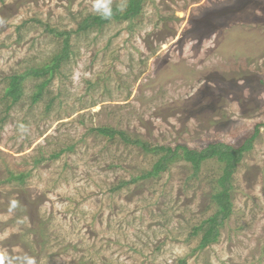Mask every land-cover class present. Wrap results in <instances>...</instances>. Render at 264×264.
<instances>
[{"label": "rangeland", "instance_id": "374dc122", "mask_svg": "<svg viewBox=\"0 0 264 264\" xmlns=\"http://www.w3.org/2000/svg\"><path fill=\"white\" fill-rule=\"evenodd\" d=\"M127 1L0 0V264H264V0H143L79 29ZM65 39L12 101L9 76ZM256 125L202 246L224 162L178 155L142 175L166 147H238Z\"/></svg>", "mask_w": 264, "mask_h": 264}, {"label": "trees", "instance_id": "16d2710c", "mask_svg": "<svg viewBox=\"0 0 264 264\" xmlns=\"http://www.w3.org/2000/svg\"><path fill=\"white\" fill-rule=\"evenodd\" d=\"M143 0H128L127 5L123 12L119 11L117 7L112 6L111 8L107 9L104 13L101 14H89L87 15L83 21L79 25V29L84 30L90 26L97 25L100 26L105 23L109 17L114 18H130L134 15L138 14L141 10V4ZM106 12H110V14H106ZM68 51V39L64 40V49L62 53H58L54 56L53 60L49 64H44L39 68L31 67L20 74H14L9 76L8 86L6 87V95L10 96L12 101H15L21 95V82L23 78L27 75H46L47 73L52 75V73L60 66L61 61L64 57L67 56ZM47 77L39 86V89L34 93L33 100H37L39 95L41 94L42 88L46 85L47 81L49 80ZM264 125V123H263ZM259 125H256L254 128L253 134L247 138L243 144L238 147L233 146L232 144L225 143V142H211L208 143L201 149L195 148H188L184 144H178L174 149L170 147L165 148V153L159 157V159L154 163L153 168L143 174L142 176L147 177L151 175H155L161 170H164L167 166L168 161L174 159L176 156L181 155L184 159L189 161L195 169H198L200 163L208 158L216 157L219 161L224 162V171L222 176L219 179V182L222 186V189L216 192L213 195L214 200L218 205V210L215 212V215L212 217V226L206 230L202 237L201 245H205L210 241L215 240L218 230L217 225L220 224L226 217L229 216L231 212L232 203L229 196V177L233 172L234 167L240 161L243 152L249 150L252 146V140L258 133ZM98 130L107 135H112L115 130L109 129L106 127H98ZM121 135L124 134L121 132ZM124 140L133 143H141L145 146L148 150H154L155 148L147 147L144 142L139 140H130L129 138L124 137ZM182 150V154H179L177 149ZM17 178L21 179L22 174L16 176Z\"/></svg>", "mask_w": 264, "mask_h": 264}, {"label": "clouds", "instance_id": "9594fccd", "mask_svg": "<svg viewBox=\"0 0 264 264\" xmlns=\"http://www.w3.org/2000/svg\"><path fill=\"white\" fill-rule=\"evenodd\" d=\"M97 7H105L106 5H97ZM106 14H110V12H106ZM28 264H34V261H32L31 259L28 260Z\"/></svg>", "mask_w": 264, "mask_h": 264}]
</instances>
